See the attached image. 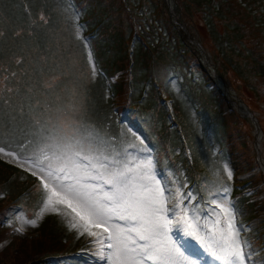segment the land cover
Instances as JSON below:
<instances>
[{
    "label": "rangeland",
    "instance_id": "obj_1",
    "mask_svg": "<svg viewBox=\"0 0 264 264\" xmlns=\"http://www.w3.org/2000/svg\"><path fill=\"white\" fill-rule=\"evenodd\" d=\"M20 1L0 0V43L3 42L4 34L8 33L4 45L15 48L13 45L22 44L14 53L6 50L0 56V146L5 147L6 152L15 151L20 162L14 163V158L5 153H0V160L13 165L24 163L28 170L25 159L33 153L35 144L30 149L28 145L13 140L37 142V138L13 136L20 133V119L32 129L37 128V120L46 128L55 129L73 122L81 124L82 120L90 119L92 128L104 132L103 135L112 140L110 134L114 133V125L105 126V120L99 112L106 114L111 110V105L112 108L114 106L115 109H121L124 104L134 102L135 96L130 97L128 94L129 72L116 69L121 65L117 61L112 64L114 70L110 67V76L119 94L112 96L110 101L108 90L103 87L98 76L92 74V61L88 59L86 49L78 43L83 40L84 29L80 27L79 19L68 2L26 0L30 14L26 15L28 17L25 23H20L24 16L16 5H12ZM44 1L50 3L49 14H46L48 11L45 10ZM183 1L178 0L180 12L187 17L188 25H193L189 31L194 32V39L199 45L186 44L187 49L182 57L187 59L181 61V75L185 78L183 81L178 79L177 83L183 82L187 89L199 86L202 104L198 102V106L204 111H213V118L218 120V125L210 129V136L204 141L205 148L209 147L210 153L217 155L215 137L218 135L224 138L225 149L221 157L219 156V166L212 170L219 169L225 174L222 172V165L226 163L232 172H238L235 196L245 193L249 195L247 203L255 202L251 208L248 204H242L241 207L237 205L236 208L239 210L238 220L241 215L251 211V227L244 231V237L257 250L258 256L254 259L260 264L264 261V0H226V12L214 15L216 28L220 33L225 31L220 36L209 32L203 13L198 7H192L186 13ZM149 2L154 5V16L162 21L170 34V22L176 19L170 0ZM76 4L78 10L88 5L92 15L99 20L106 15L110 16V20H105L101 28L107 35L116 33L117 36L125 38L128 44L131 31L135 32L141 24L134 22L135 17L131 13L134 10L140 11V7H128L124 0H76ZM3 6H9L6 12L2 11ZM31 27L33 31H30ZM31 32H42L45 37L43 50L34 43L28 45L24 41L25 34ZM15 34L18 35L17 38ZM227 38L232 46L236 45H225ZM139 52L138 56H144L142 49ZM189 68L195 71L200 69V74L210 78L213 86L223 89V92L219 89L215 102L213 95L202 83H199L200 86L190 81L187 75L191 71ZM216 70L222 80L218 78L219 81H216ZM158 72L159 70L155 74L159 80L157 91L153 88L147 95L152 99L150 111L156 115L163 109L159 96L160 87L164 83ZM174 90L179 97L181 93L184 96L177 86ZM165 95L171 97L169 92ZM24 98L29 99L27 107L31 111L24 105ZM36 99L41 100L34 106L30 100ZM40 105L44 107L39 109ZM170 105L171 103H167L166 107L170 108ZM186 106L189 111L184 112H188V116L195 119L197 114L194 107ZM184 112L180 113V118ZM150 122L147 127L155 128L156 132V117L153 116ZM8 127L11 131L12 128L18 131L8 134ZM198 127L200 130L196 128L201 131V126ZM123 131L125 132L124 128ZM137 137L143 138L129 133L127 142L140 146ZM159 143L162 146L161 152H166V140H160ZM10 168L12 167L0 162V264H59L60 259L55 257L58 253L66 254L67 257L75 255L73 253L76 250V254L95 251L91 237L78 236L76 230L64 228L70 217L63 210L60 214L46 213L36 226L26 224V219L35 218L42 206V201L38 200L42 194V185L29 170L31 175L26 173L25 168L16 167V170L13 168L14 174H26L29 179L19 174L13 175L15 181H9L8 186L4 179L12 176L13 171ZM17 228H23V231H14ZM62 233L67 236L65 239Z\"/></svg>",
    "mask_w": 264,
    "mask_h": 264
},
{
    "label": "snow or ice",
    "instance_id": "obj_2",
    "mask_svg": "<svg viewBox=\"0 0 264 264\" xmlns=\"http://www.w3.org/2000/svg\"><path fill=\"white\" fill-rule=\"evenodd\" d=\"M35 123L37 142L25 163L45 196L26 224L36 226L46 213L60 214L62 206L70 209L66 226L92 238L98 264H209V256L211 264H257V250L240 236L251 225L238 224L239 210L230 199L233 172L226 163L221 191L211 193L205 205L187 189L186 178L160 174L143 138L137 137L138 148L117 150L88 125L54 129ZM0 153L20 162L15 151L0 146Z\"/></svg>",
    "mask_w": 264,
    "mask_h": 264
},
{
    "label": "trees",
    "instance_id": "obj_3",
    "mask_svg": "<svg viewBox=\"0 0 264 264\" xmlns=\"http://www.w3.org/2000/svg\"><path fill=\"white\" fill-rule=\"evenodd\" d=\"M126 3V6L128 7H140V11L134 10L131 11V13L135 17V23H141L138 25L136 32L133 34V37L131 39L133 43V47H131V43H127V40L121 36H117L116 33L112 35L106 36L103 33V37H101L99 41V49L100 54H102L104 57L108 56V61L106 60V67L109 71H111V68L114 70L115 68L112 67V64H115L117 61L121 62L120 66H117L116 69H121L122 67L126 68V65H128L130 72L132 71L133 74L137 73H146L147 80H140L137 85L135 86L136 91H143L141 89L146 90L148 87H158V81L153 78L152 75L155 76V71L159 70L158 75H162L163 72L167 74L174 72L176 69H180V64L182 61V56L184 55V51L187 49L186 44L193 45L189 39L186 36V27L191 30L193 25H188L187 23V17L184 16L180 12V7L178 5V0H170L174 15L176 16V19L170 22V27L172 29L171 33L169 34V30L167 27L164 26L161 20H159L157 17L154 16V5L149 2V0H124ZM226 0H184V6L186 8V13L189 12L192 7H198L202 13L204 22L207 25V28L209 32H214L215 34H219V30L216 28V23L214 20V15L226 12V8L224 6ZM45 10L46 14H49V2H45ZM140 3H143L142 5ZM2 11L6 12L5 9L2 7ZM223 11V12H222ZM23 14V12H22ZM22 19L19 21L20 23H25L28 16L22 15ZM143 16V18H141ZM102 22L105 20H110V16H104ZM32 26V24H31ZM103 29L101 27H98L97 31ZM30 31H33L32 27L30 28ZM96 31H92V35L95 34ZM8 33H5L3 36L2 41L4 42L7 39ZM190 35L192 38H196L194 35V32L190 31ZM15 38L18 37V35H14ZM95 38V36L90 37ZM106 38V40H105ZM24 41L31 45L32 43L36 44L40 49L45 48V37L42 34V32L38 33H27L25 34ZM240 41V40H238ZM3 42L0 43V56H2V53L4 51H11L15 52L17 48L21 47V43L19 45H13L12 48L11 45H4ZM79 45L81 42H78ZM225 45L232 46L231 42L228 40L225 42ZM8 48V49H6ZM86 51L88 52V48L86 46ZM136 49V50H135ZM140 49H143L145 60L142 59V57L138 56V52ZM138 51V52H137ZM110 53V54H109ZM89 54V52H88ZM141 55V53H140ZM89 57V56H88ZM110 57V58H109ZM139 57V58H138ZM142 61L140 62V60ZM124 60H126L124 62ZM111 67V68H110ZM45 69V67H43ZM171 75V74H170ZM201 74L197 73V77L195 80L200 81L203 79V75L199 79ZM193 77H195L193 75ZM136 83V82H135ZM198 83V82H197ZM104 84V82H103ZM205 88L209 89L207 86ZM210 90V89H209ZM201 90H197V93H199ZM141 96V95H140ZM29 99L24 98V105L27 106V101ZM32 105L37 106L39 99L36 100H30ZM40 103V102H39ZM43 105L39 106V109L43 108ZM211 113V112H209ZM213 113V112H212ZM211 113V115H212ZM207 114V113H206ZM187 116V115H186ZM164 119H162L161 127L164 129L166 133L171 135L172 137H175V140L177 143L181 142L180 139V133H177V128L170 122L169 116L164 114ZM168 120V122H167ZM180 122L179 120H177ZM170 123V129L168 127L165 128V124ZM184 128V131L187 135V143L189 142V145L194 147L195 142L197 141V138L195 136V133L193 132V128L190 124L184 122L183 120L180 122ZM174 140V139H173ZM194 152V149H193ZM195 155V152H194ZM196 156V155H195ZM185 157V155H184ZM185 159V158H184ZM68 233V232H66ZM87 235V234H86ZM84 235V236H86ZM63 239H65L67 236L62 233ZM71 261H80L78 258H74Z\"/></svg>",
    "mask_w": 264,
    "mask_h": 264
}]
</instances>
